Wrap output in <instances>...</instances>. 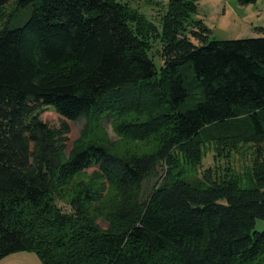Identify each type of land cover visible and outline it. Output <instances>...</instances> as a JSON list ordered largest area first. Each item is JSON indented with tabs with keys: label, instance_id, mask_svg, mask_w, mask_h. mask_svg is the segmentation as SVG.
Here are the masks:
<instances>
[{
	"label": "trees",
	"instance_id": "1",
	"mask_svg": "<svg viewBox=\"0 0 264 264\" xmlns=\"http://www.w3.org/2000/svg\"><path fill=\"white\" fill-rule=\"evenodd\" d=\"M197 8L156 25L130 0H0V260L264 264V35L211 40ZM226 139L254 147L252 186L185 182L178 157Z\"/></svg>",
	"mask_w": 264,
	"mask_h": 264
},
{
	"label": "rangeland",
	"instance_id": "2",
	"mask_svg": "<svg viewBox=\"0 0 264 264\" xmlns=\"http://www.w3.org/2000/svg\"><path fill=\"white\" fill-rule=\"evenodd\" d=\"M198 8L195 19L200 20L209 30L211 40H242L261 37L264 35V0H255L254 3L241 6L237 0H197ZM168 0H130V6L136 9L148 22L158 23L159 15L165 11ZM13 5H8L7 10ZM11 11V10H10ZM24 20L21 22L23 23ZM41 120L51 129L59 128L62 118L52 111H45ZM85 121L67 123L69 134L66 143L70 150L84 129ZM105 137L110 143L117 146L129 147L124 144L120 134L113 126L105 124ZM228 140L203 143L198 146L195 160L178 157L179 166L185 182L195 188L205 189L208 183L203 180L206 175L213 178L232 179L238 182L243 189L252 186L251 172L255 160L254 147L250 143H238L235 147L228 145ZM144 145V144H142ZM141 143L136 146H142ZM218 148V149H216ZM92 170L87 172L90 173ZM105 228L103 224H100ZM254 230H264V222L257 220ZM0 264H41L38 257L32 252H19L8 255L0 260Z\"/></svg>",
	"mask_w": 264,
	"mask_h": 264
},
{
	"label": "crops",
	"instance_id": "3",
	"mask_svg": "<svg viewBox=\"0 0 264 264\" xmlns=\"http://www.w3.org/2000/svg\"><path fill=\"white\" fill-rule=\"evenodd\" d=\"M237 3H238V0H237Z\"/></svg>",
	"mask_w": 264,
	"mask_h": 264
}]
</instances>
